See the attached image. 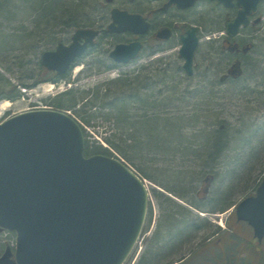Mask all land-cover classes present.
<instances>
[{"label":"rangeland","instance_id":"1","mask_svg":"<svg viewBox=\"0 0 264 264\" xmlns=\"http://www.w3.org/2000/svg\"><path fill=\"white\" fill-rule=\"evenodd\" d=\"M69 1L83 3L81 4L83 9L77 15L86 26H91L88 23L93 22L98 26L110 22V12L113 8L144 12L150 8L153 10L161 7L156 0H136V2L115 0L113 3H109L108 0ZM212 8L208 5L199 6L193 12L194 15L189 13L188 17L191 20L194 16V25L201 29L210 27L215 31L211 36L215 34L218 37L223 33L224 24L219 21L217 11ZM261 13L264 18V9ZM171 16L172 13L165 15L162 13L155 16L154 21L159 27L160 24L174 21ZM26 25L31 27V24L26 23ZM44 29L42 33L46 36L45 32L49 29L46 26ZM59 30L62 33L67 31V29ZM252 33V37L246 35L244 40H241L243 35L238 36L241 45L252 44L253 49L246 54V57H243L242 74L235 77L228 75L227 72V67L231 62L229 51L219 42L205 44L204 41L210 35H204L200 41L194 77H188L184 71L180 69L179 71L174 63L179 46L161 54L159 57L165 58L161 63L150 62L148 57H140L137 63L121 66L118 69L111 68L112 61L109 57L102 58L101 54L105 49L114 50L122 39L117 40L116 44L114 39L108 38L100 42L97 51L85 57L67 74L66 80L69 83L60 81L59 84H55L47 81L48 70L39 69V57L37 56L42 50L51 49L49 47L52 44L43 45L40 48L38 46L32 49L28 47L30 53L28 56L19 46L10 53V56L14 58L12 61L9 60L10 63L0 60L2 63H0V108L2 105H7V108L0 112V120L4 118L5 111L13 115L29 110L33 106L58 108L52 101L71 89H74L77 95L81 94L79 99L87 98L85 101L90 102V91H96L97 87L105 82L116 80L123 73H129L135 69L142 73L141 66L149 65L142 80L153 82L150 89L153 87L158 92V96L162 98L165 114L184 118L180 121L185 125L182 134L190 140H187L185 147L181 148L179 153H173V158L165 153L162 156L164 161L157 164L159 170L152 164L148 166V173L157 178L159 182H169L171 185L175 183L178 175V177L185 178V184L189 186L183 191L185 198L176 197L163 186L158 185L155 180L141 175L142 173H139L118 153H111L126 161L145 178L151 193L152 204L146 234L131 264H140L155 243V251L160 255L157 263L174 264L185 261L186 264H231V261L228 262L229 257L231 259L236 257L242 262L247 258L252 260L255 243L248 244L250 246L246 247L248 243L246 239L236 234L239 237L237 238L229 233V226L231 227L235 222V205L255 194L264 178V19L263 23ZM123 37L125 36H119V38ZM145 41L148 45L147 52L155 49L156 43L150 36ZM161 64L162 67H166V71L158 73ZM39 70L42 76L47 78L43 83L33 89L22 86V81L28 77L27 75H33V71L37 75ZM226 75L228 78L225 77ZM15 97L17 100L9 101V98ZM61 98L65 104H69L67 96ZM83 103L81 101L76 110L81 111L87 123L81 115L76 114L75 110H61L70 112L83 124L87 130L88 140L108 148L109 145L104 142V139L110 131L111 124L100 117L102 115L100 110L84 109L82 108ZM93 114L98 118H93ZM227 125L233 129L232 139L235 142L231 143L229 150L227 149V156L222 164L218 165L216 171L212 168L205 169V160L199 162L198 157V153L204 150L203 143L206 141L204 138L211 129L220 127L223 130ZM253 150L254 153H252ZM240 163L245 165L241 167ZM210 172H213L215 179ZM164 173L168 177L163 176ZM248 176L251 177L252 182H247L250 178ZM209 178L212 181L207 183ZM157 192L165 197L158 199ZM221 193H226V196L222 198L223 201L221 198L217 201V196ZM224 202L230 205L227 210H214V207ZM173 222L176 225L180 224L178 225L179 230L188 229V232L185 231L186 234L174 241L162 255L159 249L162 245L164 250L166 249V242L170 237L168 227ZM237 229L243 236L250 237L243 227ZM159 230L163 231L158 234L163 240L160 244L157 243L158 238H156ZM255 242V245L259 246V243ZM8 246L15 249L16 235L0 229V257ZM258 261L256 259L248 263H258Z\"/></svg>","mask_w":264,"mask_h":264},{"label":"water","instance_id":"2","mask_svg":"<svg viewBox=\"0 0 264 264\" xmlns=\"http://www.w3.org/2000/svg\"><path fill=\"white\" fill-rule=\"evenodd\" d=\"M261 1L239 0L248 10L229 25L232 36L248 24L247 16ZM195 2L170 0L167 7L185 9ZM112 17L111 32L144 34L149 27L139 14L114 9ZM196 31L183 38L180 51L189 75L199 44ZM98 35L92 29L77 30L70 45L62 43L43 54V66L67 73ZM158 37L167 39L169 34L165 30ZM141 48L140 42L119 44L111 58L127 64ZM85 149L82 126L64 111H26L0 124V227L17 236L15 254L8 248L0 264H125L129 259L149 211L145 180L124 161L86 157ZM237 217L263 239L264 180L256 196L239 204Z\"/></svg>","mask_w":264,"mask_h":264},{"label":"trees","instance_id":"3","mask_svg":"<svg viewBox=\"0 0 264 264\" xmlns=\"http://www.w3.org/2000/svg\"><path fill=\"white\" fill-rule=\"evenodd\" d=\"M81 4L83 3L69 0H0V60L10 63L9 60H14L10 53L19 46L23 48L28 56L30 54L28 47L32 49L37 46L40 48L43 45L52 44L49 47L52 48L60 42H66L70 38V34L76 29L94 27L96 25L95 22L92 24L88 23L91 26H86L79 19L77 14L83 9ZM26 23L31 24V27L29 28ZM44 26L49 29L45 32L46 36L43 35ZM59 29H67V31L62 33ZM36 41L37 43L35 44ZM37 56L39 57V55ZM38 66L42 71L43 67L40 59ZM40 70L37 75L34 71L32 72L33 75H27L28 77H25L24 81H22V86L32 88L44 82L47 78L42 76ZM140 75L131 77L129 73H123L116 80L105 82L102 86L97 87L96 91L89 92L91 94L90 102L88 100L85 101L87 98L82 97V99H79L81 94L77 95L74 89L63 93L61 96H67L69 104H65L61 97L54 99L52 102L58 109L75 110L76 114L81 115V111L76 110V108L82 101L84 102L82 108L100 110L102 112L100 117L111 124L110 131L107 132V136L104 139V142L109 147L104 148L102 144H95L93 141V143L87 142L86 156L118 153L130 165L134 166L139 173H142L141 175L155 180L158 185L163 186L174 196L185 198L183 191L187 190L189 186V184H185V178L177 175V180L171 185L169 182H159L157 178L152 177L148 173V166L152 164L154 168L156 167L159 170L160 168L157 167V164L164 161L162 156L165 153L173 158V153H179L182 150L181 148L185 147L187 140H190L182 134L185 125L180 121L184 118L165 114L162 98L158 96V92L153 87L150 89L153 82L151 80L147 82L141 80L142 74ZM60 80V77L48 74L47 81L57 83ZM95 114H93V118H98ZM83 118L85 121L86 118ZM207 133L204 138L206 141L203 143L205 151L197 152L200 158L199 162L205 160L204 168H212V170L216 171L218 165L222 164V161L226 158L227 149L232 142H235L232 139L233 129H230L227 125L223 130L219 127L211 129ZM252 153H254V150ZM244 165V163H240L241 167ZM210 174L215 179L213 172H210ZM163 176L168 177L166 173ZM211 181V178L207 179V183ZM249 181L252 182L251 177L247 179V182ZM156 194L158 199L165 197L159 192ZM224 196H226V193H221L217 196V201L220 198L223 201L224 199L222 198ZM224 203L214 207V210H227L230 205ZM178 225L174 222L169 224L170 240L167 237L168 242H166L165 250L163 245L159 249L161 254L168 250L174 241L182 238L186 234L185 231L188 232V229L179 230ZM162 230H159L156 234L158 244L163 242L158 235L163 232ZM154 247L156 248V243L146 255V259L143 258L140 261V264H168L165 262L157 263L160 255L155 251Z\"/></svg>","mask_w":264,"mask_h":264},{"label":"flooded vegetation","instance_id":"4","mask_svg":"<svg viewBox=\"0 0 264 264\" xmlns=\"http://www.w3.org/2000/svg\"><path fill=\"white\" fill-rule=\"evenodd\" d=\"M114 1L115 0H108L109 3H113ZM156 1L159 2V4L161 5V7L157 9L152 10L150 8L144 12L127 10L130 13L141 14L145 17L147 23L149 24V27H148V30L144 34H136L134 32L133 33L132 32L118 33V32L109 31V24L111 20L113 22L112 12H110V22L102 23L101 26H98V24H96V27L94 26L91 28L94 30H98L100 33L96 37L94 44L90 46V48L83 55V58L80 61H83L85 57H88V55H91L93 51H97L96 49L99 47L100 42H103V40L112 38L115 40V43H116L117 40L122 39V42L127 43V44L132 43V42H140L142 45V52L139 54L138 57L139 58L148 57V60H150V62H160L161 63V61H164L165 59V58L159 57L161 54L173 49L174 47L179 46V52L175 55L174 63L176 64L178 70L180 69L181 71L185 72L184 62L180 54V49L183 45V38L188 35V32L192 30V28L197 27L198 29H197L196 34L199 37L200 41L204 38L203 37L204 35H210L209 37L207 36L206 41H204L205 44L209 45V44L219 42L220 45L223 46L225 49H227L229 53L231 54V62L229 66L227 67L228 75L231 74L233 77H235L238 75L240 76L242 74L243 57H246V54L253 49V45L252 44L241 45L239 42L238 36L241 37V35H243L241 40L246 39L244 38L246 35H249L250 37H252L253 30L257 29L263 23L264 18L261 12L264 9V0H262L260 4L258 5L257 11H252V13H250L247 16V18L249 19L248 24L247 25L243 24L235 36L231 35L230 30H229V25H231L235 21L239 12L248 10V9H245V7H243L240 4L239 0H224L223 2H221L220 0H196L193 6L185 8V9L179 8L177 4H173L167 7L170 0H156ZM130 2H136V0H130ZM203 5L212 6L213 7L212 10L217 11L219 21L223 22L224 24L223 33L220 36L217 37V35L215 34H213L214 36H211L212 33L215 32L212 28L208 27L205 29H201L200 27L194 25V18H193L194 16L191 17V20L188 17L189 13L194 15L193 12L196 10V8H198L199 6H203ZM162 13L164 15L168 13H172L171 17L173 18L174 21H172L171 23L160 24L158 27V25L154 21V17ZM165 30L168 32L169 37L167 39H160L158 37V34H160L161 32ZM201 30H204V31H201ZM247 32H250V33H247ZM119 36H125V37L119 38ZM148 36H150L152 40H154V42L156 43L155 49L151 50V52L150 50L149 52H147L148 45L145 39ZM72 39L73 37L70 34V38L66 40L65 44H69V43L71 44ZM200 43L198 44V47L195 52V58H194V64H193V74L189 75L185 72L188 75V77H194L195 69L197 68L196 56L199 53ZM56 47L57 46L52 47L51 49L53 48L56 49ZM110 53H111V50L108 51L107 49H105L104 52L101 54V56L102 58L109 57V59L112 61L111 68H114V67L118 68L119 66H121V64L113 62V60L110 57L111 56ZM139 58L136 61L132 62L131 64L137 63ZM180 62H182V64H180ZM148 68H149V65H146V64L142 65L141 66L142 73L139 72V70L135 69L129 72L130 76L135 77V76L142 74V77H143L146 74L145 70L147 71ZM163 71L164 72L166 71V67L165 68L162 67V64H161L159 65L158 73H161ZM48 74L55 75V73L51 71H48ZM228 75H226L225 77L228 78L227 77ZM57 77H60V76H57ZM142 77H141V80H142ZM234 220H235L234 224L231 227L229 226L230 231H233L239 237H242L251 243L257 241V243H259V246L254 245V247L257 250H264V240L261 243L258 242V240L254 238L252 234L253 230H251V228H249V230L247 231L250 237L243 236L241 233L238 232V229H237L238 227H242V224L237 221L236 217L234 218Z\"/></svg>","mask_w":264,"mask_h":264},{"label":"bare ground","instance_id":"5","mask_svg":"<svg viewBox=\"0 0 264 264\" xmlns=\"http://www.w3.org/2000/svg\"><path fill=\"white\" fill-rule=\"evenodd\" d=\"M6 108H7V105L6 104L5 105H2L1 108H0V112L3 111V110H5Z\"/></svg>","mask_w":264,"mask_h":264}]
</instances>
